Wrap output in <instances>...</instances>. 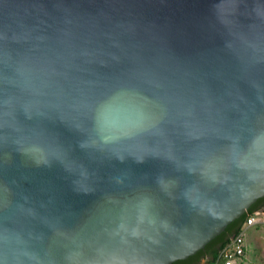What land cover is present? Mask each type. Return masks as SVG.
I'll return each instance as SVG.
<instances>
[{
  "label": "water",
  "instance_id": "1",
  "mask_svg": "<svg viewBox=\"0 0 264 264\" xmlns=\"http://www.w3.org/2000/svg\"><path fill=\"white\" fill-rule=\"evenodd\" d=\"M264 197V0H0V264H171Z\"/></svg>",
  "mask_w": 264,
  "mask_h": 264
},
{
  "label": "trees",
  "instance_id": "2",
  "mask_svg": "<svg viewBox=\"0 0 264 264\" xmlns=\"http://www.w3.org/2000/svg\"><path fill=\"white\" fill-rule=\"evenodd\" d=\"M264 208V197L256 200L250 208L239 218L229 223L226 228L211 241H209L203 249L197 251L183 260H177L171 264H199L202 260L206 264H214L218 252L224 248L233 235H236L245 225L246 219L259 208Z\"/></svg>",
  "mask_w": 264,
  "mask_h": 264
},
{
  "label": "crops",
  "instance_id": "3",
  "mask_svg": "<svg viewBox=\"0 0 264 264\" xmlns=\"http://www.w3.org/2000/svg\"><path fill=\"white\" fill-rule=\"evenodd\" d=\"M252 216L255 219L254 222L245 224L243 227L245 253L240 264H252L257 255L264 254V208H259ZM250 243L256 246L251 256L247 252V245Z\"/></svg>",
  "mask_w": 264,
  "mask_h": 264
},
{
  "label": "built area",
  "instance_id": "4",
  "mask_svg": "<svg viewBox=\"0 0 264 264\" xmlns=\"http://www.w3.org/2000/svg\"><path fill=\"white\" fill-rule=\"evenodd\" d=\"M254 220V217L250 215L246 219L245 224H252ZM244 253V231L242 228V230L236 235H233L227 245L218 252L214 264H240Z\"/></svg>",
  "mask_w": 264,
  "mask_h": 264
},
{
  "label": "rangeland",
  "instance_id": "5",
  "mask_svg": "<svg viewBox=\"0 0 264 264\" xmlns=\"http://www.w3.org/2000/svg\"><path fill=\"white\" fill-rule=\"evenodd\" d=\"M254 249H256V246L253 243L247 245V252L250 256L253 254ZM199 264H206V262L202 260ZM252 264H264V254L257 255Z\"/></svg>",
  "mask_w": 264,
  "mask_h": 264
}]
</instances>
